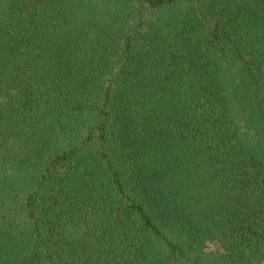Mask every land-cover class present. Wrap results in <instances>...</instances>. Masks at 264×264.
I'll use <instances>...</instances> for the list:
<instances>
[{
	"label": "trees",
	"instance_id": "16d2710c",
	"mask_svg": "<svg viewBox=\"0 0 264 264\" xmlns=\"http://www.w3.org/2000/svg\"><path fill=\"white\" fill-rule=\"evenodd\" d=\"M263 262L264 0H0V264Z\"/></svg>",
	"mask_w": 264,
	"mask_h": 264
},
{
	"label": "rangeland",
	"instance_id": "374dc122",
	"mask_svg": "<svg viewBox=\"0 0 264 264\" xmlns=\"http://www.w3.org/2000/svg\"><path fill=\"white\" fill-rule=\"evenodd\" d=\"M209 250H217V246L214 245V244H210V245H209ZM261 264H264V262L261 263Z\"/></svg>",
	"mask_w": 264,
	"mask_h": 264
}]
</instances>
